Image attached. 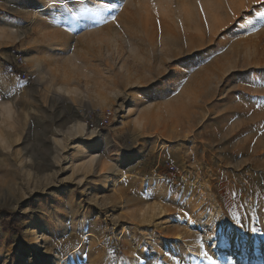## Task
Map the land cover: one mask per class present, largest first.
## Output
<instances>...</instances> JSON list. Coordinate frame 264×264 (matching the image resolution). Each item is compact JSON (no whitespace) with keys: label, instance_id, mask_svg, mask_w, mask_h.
Masks as SVG:
<instances>
[{"label":"rangeland","instance_id":"374dc122","mask_svg":"<svg viewBox=\"0 0 264 264\" xmlns=\"http://www.w3.org/2000/svg\"><path fill=\"white\" fill-rule=\"evenodd\" d=\"M0 264H264V3L0 0Z\"/></svg>","mask_w":264,"mask_h":264},{"label":"snow or ice","instance_id":"6c2138e0","mask_svg":"<svg viewBox=\"0 0 264 264\" xmlns=\"http://www.w3.org/2000/svg\"><path fill=\"white\" fill-rule=\"evenodd\" d=\"M258 2H260V3H264V0H258ZM114 19V18H113Z\"/></svg>","mask_w":264,"mask_h":264}]
</instances>
